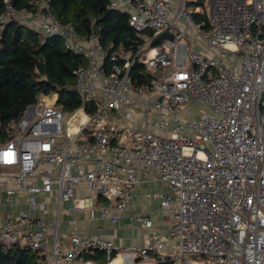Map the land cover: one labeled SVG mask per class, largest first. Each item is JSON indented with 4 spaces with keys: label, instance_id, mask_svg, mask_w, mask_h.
I'll return each mask as SVG.
<instances>
[{
    "label": "built area",
    "instance_id": "built-area-1",
    "mask_svg": "<svg viewBox=\"0 0 264 264\" xmlns=\"http://www.w3.org/2000/svg\"><path fill=\"white\" fill-rule=\"evenodd\" d=\"M2 2V26L16 21L56 35L85 58L73 70L74 89L93 111L66 112L57 94L39 95L11 123L0 143V201L25 195L29 210L0 211V244L39 251L48 264H191L193 256L264 264V0H108L129 13L136 31L151 33L133 56L113 52L108 69L97 37L81 38L57 21L48 0H34L33 11ZM199 14L207 28L195 21ZM191 32L205 51L191 44ZM165 33L173 40L152 46ZM137 62L149 82L130 76ZM192 104L207 112L193 116ZM142 183L157 186L145 193L157 205L129 219L150 242L119 246L80 231L75 216L83 212L116 224ZM80 187L90 195L79 196ZM64 203L73 217L62 239ZM51 204V223L30 213Z\"/></svg>",
    "mask_w": 264,
    "mask_h": 264
},
{
    "label": "trees",
    "instance_id": "trees-1",
    "mask_svg": "<svg viewBox=\"0 0 264 264\" xmlns=\"http://www.w3.org/2000/svg\"><path fill=\"white\" fill-rule=\"evenodd\" d=\"M48 1L56 20L71 24L77 36L97 37L105 52V69L110 68L113 52L133 56L151 36L148 31H136L129 13L110 9L108 0ZM14 5L33 11L34 0H15ZM3 11L0 0V13ZM195 21L207 28L204 15H196ZM85 63L81 54L66 49L56 35H43L16 21L0 24V143L9 138L11 123L18 121L39 95L57 94L56 105L63 111L82 108L92 113V106L83 103L74 89L73 70ZM130 76L137 84L152 78L139 62L131 68ZM45 259L39 251L0 244V264H41Z\"/></svg>",
    "mask_w": 264,
    "mask_h": 264
},
{
    "label": "crops",
    "instance_id": "crops-1",
    "mask_svg": "<svg viewBox=\"0 0 264 264\" xmlns=\"http://www.w3.org/2000/svg\"><path fill=\"white\" fill-rule=\"evenodd\" d=\"M196 49L200 51H205V49H203V47L199 45H196ZM122 111L124 112L125 109ZM114 120L118 124L123 123L119 114H116ZM156 188L157 186L154 184L142 183L140 185L138 194L134 197L131 205L125 211V213L120 217L119 221L116 224H111L108 220L105 219H99V218L91 219L89 218L86 212H83L82 214L81 213L77 214L75 216L76 224L79 226L80 231L82 233L102 235L107 239H112L119 246H142L146 242H150L149 231L147 229L142 228L138 223H135L132 220H130L129 215L138 211L147 212V213L152 211L153 208L157 205V201L147 199L145 197V193L154 190ZM77 194L79 196H88L90 195V192H88L85 188L80 187L77 190ZM51 205L52 206L47 211V213L32 212V211H30V213L32 215H35L36 217H41L48 223H51L55 218V209H54L55 205L54 204ZM68 206H69L68 203H64L63 210H61L58 216L59 219L58 229L59 232L61 233L62 239L65 238L66 237L65 235L68 234L72 229L71 219L73 216L72 214H70V212L67 211ZM21 209L29 210L26 204L25 195L17 196L14 202L11 204L3 203L2 205L0 201V211L3 213V215L16 214ZM61 213L63 214L61 215ZM151 213L152 216L153 214H157L153 212ZM158 219H159V225L160 227H162L163 220L160 214ZM50 229H49L48 243L50 241V236H51ZM96 256L98 258V254ZM101 258L105 259V256L103 255L101 256Z\"/></svg>",
    "mask_w": 264,
    "mask_h": 264
},
{
    "label": "rangeland",
    "instance_id": "rangeland-1",
    "mask_svg": "<svg viewBox=\"0 0 264 264\" xmlns=\"http://www.w3.org/2000/svg\"><path fill=\"white\" fill-rule=\"evenodd\" d=\"M189 35V37H190V41H191V44L194 42V44L195 45H204L202 42H195V38H196V35L194 34V33H190V34H188ZM196 43H198V44H196ZM190 108H192V115L193 116H199V115H201L202 113H204V112H207V108L206 107H202V108H200L197 104H192V105H190ZM67 119H68V116H66L65 118H64V120H63V123L65 124L66 123V121H67ZM71 123L73 124V125H75L76 123H77V120L76 119H73V120H71ZM63 213H61V215H62ZM158 217H159V214H153V216H152V220H153V222H154V226L156 227V228H159L160 227V225H159V219H158ZM52 228L50 229V233H52ZM101 256H103V255H101V254H98V259H99V261H105V259L104 258H101ZM192 261H191V264H208V260L207 259H205V258H199V259H196L194 256L192 257ZM41 264H48L47 263V261L45 260V261H42L41 262Z\"/></svg>",
    "mask_w": 264,
    "mask_h": 264
},
{
    "label": "water",
    "instance_id": "water-1",
    "mask_svg": "<svg viewBox=\"0 0 264 264\" xmlns=\"http://www.w3.org/2000/svg\"><path fill=\"white\" fill-rule=\"evenodd\" d=\"M173 38H174V36L170 33L162 34L153 40L152 46H156V45L160 44L162 40H165V39L173 40Z\"/></svg>",
    "mask_w": 264,
    "mask_h": 264
}]
</instances>
